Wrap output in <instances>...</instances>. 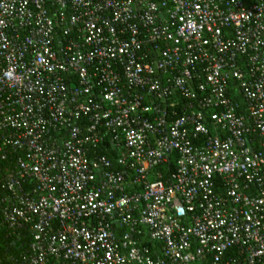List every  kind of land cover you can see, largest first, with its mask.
Wrapping results in <instances>:
<instances>
[{
  "label": "built area",
  "instance_id": "1",
  "mask_svg": "<svg viewBox=\"0 0 264 264\" xmlns=\"http://www.w3.org/2000/svg\"><path fill=\"white\" fill-rule=\"evenodd\" d=\"M0 227L7 264H264V0H0Z\"/></svg>",
  "mask_w": 264,
  "mask_h": 264
},
{
  "label": "trees",
  "instance_id": "2",
  "mask_svg": "<svg viewBox=\"0 0 264 264\" xmlns=\"http://www.w3.org/2000/svg\"><path fill=\"white\" fill-rule=\"evenodd\" d=\"M173 157L168 159L167 166L162 171L165 176L172 167ZM28 243V233L26 230H20L14 234L0 227V264H7L11 257H15L22 252Z\"/></svg>",
  "mask_w": 264,
  "mask_h": 264
}]
</instances>
